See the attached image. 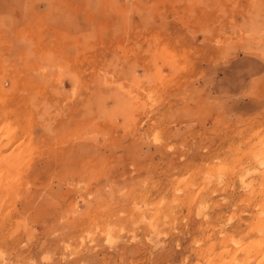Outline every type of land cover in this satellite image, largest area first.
I'll list each match as a JSON object with an SVG mask.
<instances>
[{
    "label": "rangeland",
    "instance_id": "rangeland-1",
    "mask_svg": "<svg viewBox=\"0 0 264 264\" xmlns=\"http://www.w3.org/2000/svg\"><path fill=\"white\" fill-rule=\"evenodd\" d=\"M262 138L264 0H0V264H240Z\"/></svg>",
    "mask_w": 264,
    "mask_h": 264
},
{
    "label": "bare ground",
    "instance_id": "bare-ground-1",
    "mask_svg": "<svg viewBox=\"0 0 264 264\" xmlns=\"http://www.w3.org/2000/svg\"><path fill=\"white\" fill-rule=\"evenodd\" d=\"M247 71V70H246ZM240 83V82H239ZM225 88V87H224ZM238 88H239V86H238ZM228 92H229V90H228ZM261 138V137H260ZM262 140H263V138H262ZM264 141V140H263ZM258 142V141H257ZM247 146V145H246ZM243 148V147H242ZM245 148V147H244ZM247 148V147H246ZM238 150V149H237ZM239 151V150H238ZM247 151V152H246ZM242 152H244L243 150L241 151L240 150V154L242 153ZM253 153L254 154V152H252L251 151V149L249 148L248 150H245V153H243V154H241L240 156V160H241V163H242V160L244 159V158H246V156L248 155V153ZM238 154V153H237ZM260 154V153H259ZM255 155H257V158H258V153H255ZM250 156H251V154H250ZM261 156H263V155H261ZM247 158H249L248 156H247ZM251 158H252V156H251ZM256 157L254 156V158H252V159H255ZM259 161H258V163L261 161V163H263V165H264V157L263 158H260V159H258ZM0 162H2V160L0 161ZM261 163H259V164H261ZM2 164V163H1ZM3 164H5L6 165V163H4L3 162ZM4 165V166H5ZM7 165H9L7 168H11V172H12V167H11V165L10 164H8V162H7ZM6 165V166H7ZM0 166H2V165H0ZM17 168H18V166H17ZM3 169H4V167H3ZM20 169V168H19ZM5 171H6V169H5ZM21 172V171H20ZM9 174V170H8V172H7V175ZM0 175H1V173H0ZM192 177V176H191ZM7 178H8V176H7ZM192 180V179H191ZM203 182V181H202ZM192 183H193V180H192ZM191 183V184H192ZM201 183V182H200ZM191 184H190V186H191ZM202 184V183H201ZM213 184V183H212ZM4 185V184H3ZM192 186H194V185H192ZM191 186V187H192ZM203 186V185H202ZM208 188V187H207ZM212 188V187H211ZM190 189H192V188H190ZM263 189V188H262ZM202 190V189H201ZM204 190V189H203ZM208 190V189H207ZM6 191H8V190H6ZM262 191V190H261ZM260 191V192H261ZM264 191V190H263ZM207 192V191H206ZM191 193V192H190ZM205 194V193H204ZM252 194V193H251ZM190 195V194H189ZM262 195V194H261ZM209 196V195H208ZM204 196L202 195V196H200V198H201V200H202V198H203ZM262 197V196H261ZM209 199V198H208ZM195 200H197V199H195ZM205 200V198L203 199V201ZM261 200V199H260ZM259 200V201H260ZM198 201V200H197ZM202 201V202H203ZM262 201V200H261ZM260 201V202H261ZM258 202V201H257ZM194 203V202H193ZM196 204V203H195ZM198 204H200V203H198ZM258 204V203H257ZM201 205V204H200ZM199 205V206H200ZM201 206H203V205H201ZM196 207V206H195ZM203 208V207H202ZM205 208V207H204ZM203 208V209H204ZM198 209V208H197ZM263 209V208H262ZM264 210V209H263ZM199 211V210H198ZM202 213V212H201ZM204 213V212H203ZM202 213V214H203ZM257 213H259V211L257 212ZM264 213V212H263ZM262 213V214H263ZM204 215H205V213H204ZM253 216V215H252ZM257 216V215H256ZM209 217V216H208ZM241 217V216H240ZM252 218V217H251ZM213 219V218H212ZM254 219V218H253ZM210 222V221H209ZM246 223H247V221H245ZM248 222H253L252 220L251 221H248ZM248 224V223H247ZM250 224V223H249ZM248 224V225H249ZM243 225H245V223H243ZM242 225V226H243ZM250 227V226H249ZM239 228V227H238ZM244 228V227H243ZM245 228H246V225H245ZM244 228V229H245ZM240 229V228H239ZM245 230H249V229H245ZM252 231H251V236L252 237H254V236H257V237H259V240L257 241L255 238H257V237H255L254 239L257 241V242H252L251 240L249 241V242H247L246 243V245L244 244L243 245V247H240V249H239V252H241V258H237L238 259V262L240 263V264H252V263H256V261H257V257H258V259H259V255L261 256V258H262V256L264 257V216H262V217H260V218H258L257 220L255 219L254 220V224H252V229H251ZM222 233V232H221ZM246 233H248V232H246ZM246 235H248V234H246ZM250 235V234H249ZM223 236H225L224 235V233H223ZM230 236V235H229ZM228 236V237H229ZM220 237V236H219ZM218 237V238H219ZM235 238V236L233 235L232 237L230 236V239L228 240L229 242H238L236 239L234 240V238ZM249 237V236H248ZM223 238V237H222ZM227 238V237H226ZM251 238V237H250ZM220 239V238H219ZM242 239V238H241ZM247 239V238H246ZM249 239V238H248ZM252 239V238H251ZM258 239V238H257ZM216 240H218L217 238H216ZM215 240V241H216ZM218 241H220V240H218ZM222 241V240H221ZM220 241V242H221ZM225 241H226V239H225ZM224 240H223V242L222 243H224L225 242ZM241 241H243V239L241 240ZM229 242H225L227 245H229L228 243ZM219 243V242H218ZM239 243V242H238ZM206 245V244H205ZM214 245V244H213ZM213 245H210V247L212 246V249H213ZM218 245V244H217ZM237 245V244H236ZM221 246V245H220ZM222 246H223V244H222ZM234 247H235V245H233ZM202 247V246H201ZM215 247V246H214ZM233 247V248H234ZM237 247V246H236ZM208 248V247H207ZM218 248V247H217ZM220 248H222V247H220ZM227 248H228V246H227ZM214 249H216V248H214ZM229 249V248H228ZM227 249V252L230 250H228ZM237 249V248H236ZM196 250V249H195ZM205 250V249H204ZM208 251H210L209 249H207ZM233 250V249H232ZM200 251V250H199ZM203 251V250H202ZM212 252H213V250H211ZM211 251H210V253H211ZM226 251V250H225ZM235 253H236V251L235 250H233ZM232 251V252H233ZM197 252V251H196ZM201 252V251H200ZM199 252V253H200ZM218 252H220V251H218ZM230 252V251H229ZM232 252H230L231 254H232ZM203 253V252H202ZM214 254V253H213ZM218 254V253H217ZM217 254H214V255H217ZM220 254V253H219ZM222 254V253H221ZM209 255V254H208ZM214 255H213V257H214ZM223 255H225V254H222L221 255V257L223 256ZM227 255H230L229 253L227 254ZM236 255V254H235ZM235 255H232V256H234L235 257V259H236V256ZM240 255V254H239ZM205 256V255H204ZM210 256H211V254H210ZM203 257V256H202ZM233 257V258H234ZM214 258H216V257H214ZM219 258H220V256H219ZM229 259V258H228ZM205 260V259H204ZM206 260H207V258H206ZM211 260H212V258H211ZM214 260V259H213ZM255 260V262H253ZM219 261H220V259H219ZM218 261V263L217 264H226V262H225V260L223 261H221V262H219ZM202 262V261H201ZM216 262V261H215ZM215 262H213V261H209V263L210 264H216ZM229 262H230V259H229ZM234 262V261H233ZM237 261H235V263H236ZM258 262V261H257ZM261 262V261H260ZM208 262H206V264H207ZM234 263V264H235ZM256 264H259V263H256ZM264 264V263H263Z\"/></svg>",
    "mask_w": 264,
    "mask_h": 264
}]
</instances>
